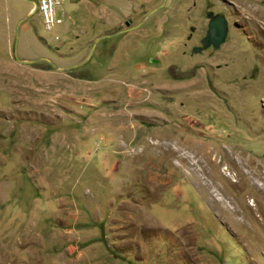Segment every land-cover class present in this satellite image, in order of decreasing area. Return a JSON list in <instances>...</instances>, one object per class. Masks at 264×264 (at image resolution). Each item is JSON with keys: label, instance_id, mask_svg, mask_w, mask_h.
Returning a JSON list of instances; mask_svg holds the SVG:
<instances>
[{"label": "rangeland", "instance_id": "374dc122", "mask_svg": "<svg viewBox=\"0 0 264 264\" xmlns=\"http://www.w3.org/2000/svg\"><path fill=\"white\" fill-rule=\"evenodd\" d=\"M34 3L0 0V264H264V0Z\"/></svg>", "mask_w": 264, "mask_h": 264}, {"label": "built area", "instance_id": "2783aa9c", "mask_svg": "<svg viewBox=\"0 0 264 264\" xmlns=\"http://www.w3.org/2000/svg\"><path fill=\"white\" fill-rule=\"evenodd\" d=\"M34 11L39 12L48 28L58 26L63 22L56 17L55 7L60 4V0H34Z\"/></svg>", "mask_w": 264, "mask_h": 264}, {"label": "water", "instance_id": "95a60500", "mask_svg": "<svg viewBox=\"0 0 264 264\" xmlns=\"http://www.w3.org/2000/svg\"><path fill=\"white\" fill-rule=\"evenodd\" d=\"M126 25H128V24H126ZM218 26L216 24L215 25L213 24L210 27V30H209L210 34L213 35V36L218 34L217 38L215 37L216 38V40H215L216 42L215 43L213 42L214 39H213V36H212L213 41L211 40V43H214L215 45H219V44L223 43L224 37L226 35V28H224L221 24H218ZM213 28L215 30H213ZM208 38L211 39L210 36H208ZM23 63H25V62H23Z\"/></svg>", "mask_w": 264, "mask_h": 264}, {"label": "flooded vegetation", "instance_id": "af4514ba", "mask_svg": "<svg viewBox=\"0 0 264 264\" xmlns=\"http://www.w3.org/2000/svg\"><path fill=\"white\" fill-rule=\"evenodd\" d=\"M132 23L131 20H129V22H127L128 25H126L127 27Z\"/></svg>", "mask_w": 264, "mask_h": 264}]
</instances>
